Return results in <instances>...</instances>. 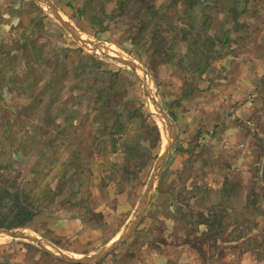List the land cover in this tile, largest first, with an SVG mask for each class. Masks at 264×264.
Masks as SVG:
<instances>
[{
	"label": "rangeland",
	"instance_id": "1",
	"mask_svg": "<svg viewBox=\"0 0 264 264\" xmlns=\"http://www.w3.org/2000/svg\"><path fill=\"white\" fill-rule=\"evenodd\" d=\"M0 229V264H264V0H0Z\"/></svg>",
	"mask_w": 264,
	"mask_h": 264
},
{
	"label": "water",
	"instance_id": "2",
	"mask_svg": "<svg viewBox=\"0 0 264 264\" xmlns=\"http://www.w3.org/2000/svg\"><path fill=\"white\" fill-rule=\"evenodd\" d=\"M55 11H57L56 12V14L58 15V10H57V8L55 7ZM77 36V35H76ZM113 56V55H112ZM115 59H117V60H120V61H122V59L121 58H119V57H116V56H113ZM124 62V61H123ZM146 91H147V95H149L150 93H149V88H148V85H147V87H146ZM168 150L169 149H167L166 151H165V154H167L168 153ZM139 217H140V213H139ZM0 231H2L1 229H0ZM7 233H9L10 235H15V232L14 231H7ZM116 244H114V245H112L111 247H109V249H107L106 251H105V253H102V254H94L93 255V257H95V256H97V257H102V256H104V255H106L110 250H112L113 248H114V246H115ZM61 257L62 258H65V259H69V260H72V261H76V262H88L92 257L91 256H87V257H84V258H82V259H79V258H73V257H71V256H69V255H61Z\"/></svg>",
	"mask_w": 264,
	"mask_h": 264
},
{
	"label": "trees",
	"instance_id": "3",
	"mask_svg": "<svg viewBox=\"0 0 264 264\" xmlns=\"http://www.w3.org/2000/svg\"><path fill=\"white\" fill-rule=\"evenodd\" d=\"M28 219H30L29 217H27L26 219H23V221L22 222H20V224L22 225V224H24L26 221H28Z\"/></svg>",
	"mask_w": 264,
	"mask_h": 264
},
{
	"label": "crops",
	"instance_id": "4",
	"mask_svg": "<svg viewBox=\"0 0 264 264\" xmlns=\"http://www.w3.org/2000/svg\"><path fill=\"white\" fill-rule=\"evenodd\" d=\"M252 104V103H251ZM252 109H254V107L252 108ZM164 123V122H163Z\"/></svg>",
	"mask_w": 264,
	"mask_h": 264
}]
</instances>
